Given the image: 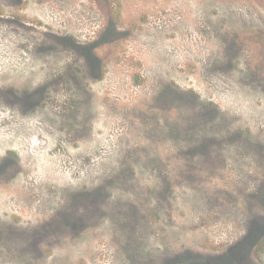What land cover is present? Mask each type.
Masks as SVG:
<instances>
[{
	"label": "rangeland",
	"instance_id": "rangeland-1",
	"mask_svg": "<svg viewBox=\"0 0 264 264\" xmlns=\"http://www.w3.org/2000/svg\"><path fill=\"white\" fill-rule=\"evenodd\" d=\"M256 64L264 0H0V264H264Z\"/></svg>",
	"mask_w": 264,
	"mask_h": 264
},
{
	"label": "flooded vegetation",
	"instance_id": "flooded-vegetation-1",
	"mask_svg": "<svg viewBox=\"0 0 264 264\" xmlns=\"http://www.w3.org/2000/svg\"><path fill=\"white\" fill-rule=\"evenodd\" d=\"M263 45V43H261V46ZM256 63H258V61L256 60L255 61ZM258 65H260V66H258ZM264 65H261V64H256V68L258 69V70H260V68L262 69V71H261V73H263L264 72V67H263Z\"/></svg>",
	"mask_w": 264,
	"mask_h": 264
}]
</instances>
